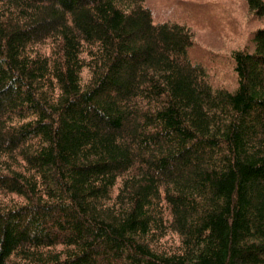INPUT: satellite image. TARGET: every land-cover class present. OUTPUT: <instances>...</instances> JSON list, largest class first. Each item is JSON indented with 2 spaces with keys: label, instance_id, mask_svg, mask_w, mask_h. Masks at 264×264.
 <instances>
[{
  "label": "trees",
  "instance_id": "trees-1",
  "mask_svg": "<svg viewBox=\"0 0 264 264\" xmlns=\"http://www.w3.org/2000/svg\"><path fill=\"white\" fill-rule=\"evenodd\" d=\"M250 42L230 89L147 0H0V264H264Z\"/></svg>",
  "mask_w": 264,
  "mask_h": 264
},
{
  "label": "rangeland",
  "instance_id": "rangeland-1",
  "mask_svg": "<svg viewBox=\"0 0 264 264\" xmlns=\"http://www.w3.org/2000/svg\"><path fill=\"white\" fill-rule=\"evenodd\" d=\"M147 4L156 21H177L191 29L199 56H209L207 69L215 86L236 87L230 54L251 47L253 32L264 28V14L258 17L250 11L247 0H147Z\"/></svg>",
  "mask_w": 264,
  "mask_h": 264
}]
</instances>
